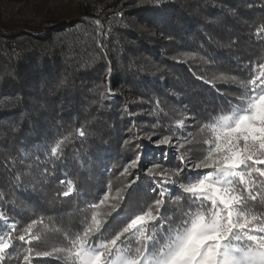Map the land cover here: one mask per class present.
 I'll return each instance as SVG.
<instances>
[{
  "label": "trees",
  "instance_id": "obj_1",
  "mask_svg": "<svg viewBox=\"0 0 264 264\" xmlns=\"http://www.w3.org/2000/svg\"><path fill=\"white\" fill-rule=\"evenodd\" d=\"M262 18L264 0H164L159 7L148 0H0V212L21 224L41 213L53 217L45 220L47 240L33 244L59 243L55 226H79L86 201L109 183L114 196L135 178L120 175L130 159L141 153L161 160L154 141L167 127L179 132L175 122L185 114L219 103L216 88L231 85L215 77L245 75L250 61L264 63V39L253 34ZM97 20L101 32L111 29L100 37L103 51ZM105 88L112 95L101 99ZM80 127L83 137L75 133ZM68 133L66 159L53 167L45 147ZM175 156L168 150L163 163L178 164ZM66 174L80 195H58ZM140 176L133 202L152 195L149 177ZM26 254L17 247L1 264H23ZM33 264L60 263L34 257Z\"/></svg>",
  "mask_w": 264,
  "mask_h": 264
},
{
  "label": "snow or ice",
  "instance_id": "obj_2",
  "mask_svg": "<svg viewBox=\"0 0 264 264\" xmlns=\"http://www.w3.org/2000/svg\"><path fill=\"white\" fill-rule=\"evenodd\" d=\"M148 2L159 7L164 0ZM92 23L97 25L96 43L103 51L100 37H107L111 29L101 32L100 21ZM253 34L264 39V18ZM249 65L245 75L223 71L215 77L234 86L216 88L214 99L219 103L185 114L175 122L179 132L166 128L154 141L161 149V160L138 153L120 172L125 177L135 173L134 179L114 196L110 197L109 183L108 191L86 201L79 226H55L62 236L59 243L44 249L33 244L47 240L45 220L53 217L41 213L21 224L0 212V262L19 247L27 253L23 264H33L34 257L60 264H264V63L250 61ZM111 94L105 88L100 96ZM75 133L85 135L82 127ZM72 139L68 133L46 145L45 158L53 167L55 161L66 159L65 147ZM134 139L139 137L125 139L124 146L132 145ZM168 150L176 153L178 164L163 163ZM141 172L149 177L147 192L152 195L133 202L130 197L140 193ZM20 180L16 175L11 186H18ZM58 182L63 186L59 196L81 194L67 174ZM110 199L117 203L109 204ZM102 206L110 211H102ZM37 225H43L44 232L36 230Z\"/></svg>",
  "mask_w": 264,
  "mask_h": 264
},
{
  "label": "rangeland",
  "instance_id": "obj_3",
  "mask_svg": "<svg viewBox=\"0 0 264 264\" xmlns=\"http://www.w3.org/2000/svg\"><path fill=\"white\" fill-rule=\"evenodd\" d=\"M107 78H108V76L106 77V80H107ZM109 89V88H108ZM112 95V94H111ZM169 152H174V151H171V150H169ZM113 215H115V213H113ZM90 216V215H89ZM1 222H2V225H3V220H0ZM37 226H39V225H37ZM0 234H2V232L0 233ZM2 262H0V264H1ZM60 263V262H59Z\"/></svg>",
  "mask_w": 264,
  "mask_h": 264
}]
</instances>
